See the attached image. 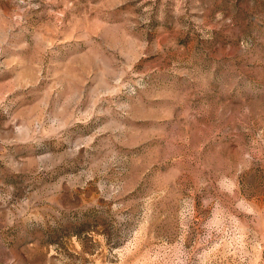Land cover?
<instances>
[{"label":"rangeland","instance_id":"1","mask_svg":"<svg viewBox=\"0 0 264 264\" xmlns=\"http://www.w3.org/2000/svg\"><path fill=\"white\" fill-rule=\"evenodd\" d=\"M0 264H264V0H0Z\"/></svg>","mask_w":264,"mask_h":264}]
</instances>
